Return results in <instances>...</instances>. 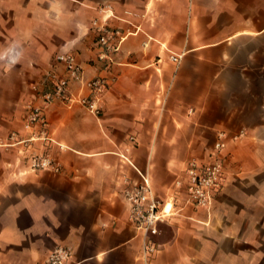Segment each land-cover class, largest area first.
<instances>
[{
	"label": "crops",
	"instance_id": "crops-1",
	"mask_svg": "<svg viewBox=\"0 0 264 264\" xmlns=\"http://www.w3.org/2000/svg\"><path fill=\"white\" fill-rule=\"evenodd\" d=\"M104 24L126 33L108 66ZM58 54L82 77L27 129ZM99 77L95 115L80 100ZM216 159L221 187L197 206L187 169ZM144 178L163 210L151 237L124 198ZM57 247L67 264H264V0H0V264Z\"/></svg>",
	"mask_w": 264,
	"mask_h": 264
},
{
	"label": "built area",
	"instance_id": "built-area-1",
	"mask_svg": "<svg viewBox=\"0 0 264 264\" xmlns=\"http://www.w3.org/2000/svg\"><path fill=\"white\" fill-rule=\"evenodd\" d=\"M99 33L98 46L101 49L99 59L105 60L109 65L110 55L115 53L125 38V32L121 29L110 28L107 25L96 26ZM55 60L64 66L65 74L61 77L53 75L54 83L50 91L41 95L42 106L28 107V114L25 123L27 129L34 125L45 127L47 122L44 109L53 100L59 99L69 101V86L72 82L78 81L82 77L81 67L77 64L72 54H58ZM173 61H178L177 57H172ZM108 87V80L103 77L89 81V94L80 100L89 112L99 115L101 113V101ZM44 131V130H43ZM223 135H221L222 138ZM41 137L46 141L45 133L41 132ZM225 143L220 139L215 144L217 156L224 150ZM34 170L52 169L59 172V167L53 164L49 158L34 157L31 161ZM223 166L219 159L210 165L198 167L192 162L187 169L188 174V193L194 204L201 207H208L211 203V191L219 189L222 184ZM124 198L128 205L129 218L140 226L146 237H151L158 233L157 223L163 218V210L160 209V201L152 194L148 181L144 178L143 182L128 188L124 192ZM148 251L153 248L149 243L146 244ZM71 256V251L67 247H57L46 260L45 264H67Z\"/></svg>",
	"mask_w": 264,
	"mask_h": 264
}]
</instances>
